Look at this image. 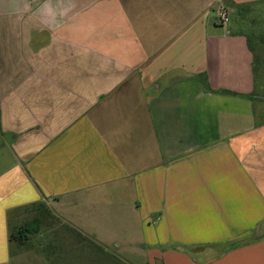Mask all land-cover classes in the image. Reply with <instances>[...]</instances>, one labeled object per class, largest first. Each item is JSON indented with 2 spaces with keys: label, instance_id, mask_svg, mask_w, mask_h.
Wrapping results in <instances>:
<instances>
[{
  "label": "crops",
  "instance_id": "1",
  "mask_svg": "<svg viewBox=\"0 0 264 264\" xmlns=\"http://www.w3.org/2000/svg\"><path fill=\"white\" fill-rule=\"evenodd\" d=\"M254 1L0 0V264H264Z\"/></svg>",
  "mask_w": 264,
  "mask_h": 264
},
{
  "label": "rangeland",
  "instance_id": "2",
  "mask_svg": "<svg viewBox=\"0 0 264 264\" xmlns=\"http://www.w3.org/2000/svg\"><path fill=\"white\" fill-rule=\"evenodd\" d=\"M248 5L251 6L250 10L244 12V21L243 24L239 25L237 30H243L245 33L252 32L253 34H262L264 36V0H257ZM236 7L233 8L235 10ZM213 14V13H212ZM229 21L236 20L235 12H230ZM215 18V16H212ZM233 17L234 19H232ZM232 19V20H231ZM229 24V22H228ZM235 24V23H233ZM253 44V52H251L252 56V67L254 69V87L252 94L255 96L254 98V116L255 120L262 121L264 120V39L262 42L254 41ZM76 230H73L75 232ZM74 234H77L76 232ZM79 234V233H78ZM77 234V238H81L80 235ZM33 243V240L30 241ZM100 251H106L101 246L98 247ZM120 254L121 256H115V258H111L109 260L106 255L99 254L98 252L95 254H90L88 259L84 264H139L138 258H131L127 256L122 250L115 252ZM82 256V252L79 250L78 259ZM104 256V257H103ZM47 258V257H46ZM67 259V258H66ZM47 260V259H46ZM115 260V261H114ZM48 261V260H47Z\"/></svg>",
  "mask_w": 264,
  "mask_h": 264
},
{
  "label": "trees",
  "instance_id": "3",
  "mask_svg": "<svg viewBox=\"0 0 264 264\" xmlns=\"http://www.w3.org/2000/svg\"><path fill=\"white\" fill-rule=\"evenodd\" d=\"M251 6L248 5V4H243V5H239L235 8L234 12H235V17H236V20L234 19V21H236L239 25L243 24L242 22L244 21V12H246L247 10H250ZM242 31L241 33L245 36L246 38V42H247V47L248 49L253 52V44L252 42L256 41L257 42H262L263 39H264V36H262V34H253L252 32H248V33H245L242 29L240 30ZM198 79L200 80V82L203 84V86L210 90L209 86H208V83L206 81V77L204 76V74H200L198 75ZM226 93H231V92H228V91H224ZM234 94V93H233ZM39 205L42 207V209L45 211L46 215L49 216L50 215V210L48 209V207L45 205V204H40ZM28 226H19L15 229V237L14 238H18L19 241H21V237L24 238V240L22 241H26V239L28 240V233L32 231V229H28L27 228ZM31 227V226H30ZM25 232V234H24ZM22 235V236H21ZM13 239V236L11 234V231L9 233V240Z\"/></svg>",
  "mask_w": 264,
  "mask_h": 264
},
{
  "label": "built area",
  "instance_id": "4",
  "mask_svg": "<svg viewBox=\"0 0 264 264\" xmlns=\"http://www.w3.org/2000/svg\"><path fill=\"white\" fill-rule=\"evenodd\" d=\"M216 19L220 24L226 25L229 22V11L225 7H218L215 11Z\"/></svg>",
  "mask_w": 264,
  "mask_h": 264
}]
</instances>
